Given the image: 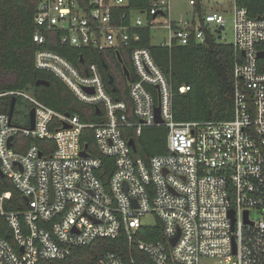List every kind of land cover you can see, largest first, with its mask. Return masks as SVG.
<instances>
[{"label":"built area","instance_id":"2783aa9c","mask_svg":"<svg viewBox=\"0 0 264 264\" xmlns=\"http://www.w3.org/2000/svg\"><path fill=\"white\" fill-rule=\"evenodd\" d=\"M209 1L189 0L193 6L200 3L202 14L174 19L172 0H149L142 12L128 7L129 0H39L33 33L40 46L36 68L61 79L101 118L84 121L27 90L0 93L35 108L34 128L30 117L25 124L0 112V169L27 205L7 210L4 204L12 193L0 195V264L65 259L76 247L100 237L117 238L123 230L156 264H264V15L251 17L235 1L230 11L231 43L238 53L231 119L177 121L168 74L150 48L137 45L143 30L150 29L153 37L161 28L168 37L160 44L170 48L204 43L208 36L229 43L221 35L226 15L207 9ZM53 33L63 44L111 52L123 63L128 55L131 103L108 90L96 61L85 58L75 65L42 47ZM189 89L182 85L180 92ZM157 125L168 129L165 153L136 154L130 139L136 141L145 127ZM89 130L98 154L88 149ZM17 134L52 140L55 147L51 151L34 142L25 151L16 150ZM102 156L114 159L107 183L97 174ZM147 213L161 222L166 242L137 237L138 229L148 225L142 222ZM93 264H134V259L106 251Z\"/></svg>","mask_w":264,"mask_h":264},{"label":"trees","instance_id":"16d2710c","mask_svg":"<svg viewBox=\"0 0 264 264\" xmlns=\"http://www.w3.org/2000/svg\"><path fill=\"white\" fill-rule=\"evenodd\" d=\"M239 6L248 9L251 17L264 15V0H235ZM39 0H0V93L11 90H27L32 92L40 101L59 111L78 113L84 121H97L101 116L92 107L78 100L69 87L54 74L37 69L35 66V51L40 47L33 40L35 31L34 13ZM149 0H129L130 8L145 11ZM127 7V8H128ZM195 11L202 14L200 3L194 6ZM152 31H142L143 37L138 46L150 48L158 64L168 74L175 91L173 113L179 122L226 120L233 116L234 99V66L238 53L234 45L217 41L208 36L204 43L192 41L188 45H162L154 43ZM46 47L64 55L75 65H79L80 54L86 60L96 61L101 68L108 90L119 99L131 103L128 92L127 75L119 64L118 59L111 53H102L108 64L103 65L100 52H88L60 42L58 33L48 35ZM126 54V53H125ZM125 64L133 70L130 57L127 55ZM119 65V66H118ZM114 76V84L109 83V76ZM40 78L50 81L49 85H37ZM115 84L118 86L114 90ZM182 85L190 89L180 92ZM20 97L17 99L14 118L19 104H24ZM29 105V104H28ZM11 97L0 96V112L9 113ZM29 108V107H28ZM22 111V110H20ZM168 129L164 125L145 127L141 136H134L137 143L136 154L148 158L166 151ZM88 149L95 154V139L89 130L87 133ZM37 143L42 148L49 145L52 151L55 143L52 140L33 138L17 134L13 147L25 151L30 144ZM103 168L97 172L103 182L107 183L112 172L114 159L102 156ZM11 191V200L4 204L7 210L26 208L21 192L9 177L0 175V195ZM137 237L144 241L166 242L160 221L141 226ZM106 251H114L134 264H156L138 244L129 242L123 230L117 238L100 237L91 244L76 247L73 253L65 259L40 260L36 264H93ZM173 264V263H171Z\"/></svg>","mask_w":264,"mask_h":264},{"label":"rangeland","instance_id":"374dc122","mask_svg":"<svg viewBox=\"0 0 264 264\" xmlns=\"http://www.w3.org/2000/svg\"><path fill=\"white\" fill-rule=\"evenodd\" d=\"M235 0H210L207 9L220 11L225 13L226 15V26L222 30V37L224 40L228 42H233V22L231 20L230 11L234 4ZM194 6L189 3V0H172V16L174 19H185L190 18L194 14ZM135 15L139 13L137 11L134 12ZM168 37L167 29H156L153 31L152 41L154 43H160L164 38ZM32 93V92H31ZM33 94V93H32ZM29 107V108H28ZM22 110V111H20ZM29 111L30 106L28 103L19 104L16 111V119L23 123H28L29 120ZM142 222L144 224H154L156 222V218L154 214L147 213L142 217Z\"/></svg>","mask_w":264,"mask_h":264},{"label":"water","instance_id":"95a60500","mask_svg":"<svg viewBox=\"0 0 264 264\" xmlns=\"http://www.w3.org/2000/svg\"><path fill=\"white\" fill-rule=\"evenodd\" d=\"M263 18H264V16H262ZM261 55V54H260ZM119 61H121L122 63H123V58L121 57V56H119ZM79 62L80 63H85V57H84V55L81 53L80 54V58H79ZM103 65L105 66V67H107V63L105 62V61H103ZM123 69H124V71H125V73L127 74V76H129V71H128V68L126 67V65L123 63ZM114 76L113 75H110L109 76V83L110 84H114ZM36 84L37 85H49L50 84V81L49 80H47V79H43V78H40V79H38L37 81H36ZM90 92H93V90L92 89H88ZM114 90H116V87H114ZM17 97L16 96H12L11 97V107H10V111H9V115H10V118L12 119V117H13V115H14V111H15V107H16V103H17ZM156 111H157V120L158 121H162V119H161V117H160V115H159V111H160V108L159 107H157L156 108ZM29 117H30V127L31 128H34V126H35V108H31L30 109V111H29ZM12 138L13 137H10V139H9V146H11L12 145ZM129 143L132 145V147H133V149H134V151H136L137 150V144H136V141L132 138V139H130V141H129ZM82 154L83 155H87V152L86 151H82ZM0 175L1 176H5V174L3 173V171L0 169ZM25 198V200L28 202L29 201V199H28V197L27 196H25L24 197ZM178 237H179V234L176 236V237H174V238H172V243L174 244L176 241H177V239H178Z\"/></svg>","mask_w":264,"mask_h":264},{"label":"flooded vegetation","instance_id":"af4514ba","mask_svg":"<svg viewBox=\"0 0 264 264\" xmlns=\"http://www.w3.org/2000/svg\"><path fill=\"white\" fill-rule=\"evenodd\" d=\"M102 56H103V58H105V56H104V54H102ZM119 64H121V66L123 67V64H122V62L121 61H119ZM124 64H125V60H124ZM126 65V64H125ZM107 66H108V64H107ZM119 66V65H118ZM126 67L128 68V71H129V74L132 72V69H130L127 65H126ZM127 75V74H126ZM115 83V82H114ZM115 87H116V89L118 88V86L115 84Z\"/></svg>","mask_w":264,"mask_h":264},{"label":"crops","instance_id":"0c3cea01","mask_svg":"<svg viewBox=\"0 0 264 264\" xmlns=\"http://www.w3.org/2000/svg\"><path fill=\"white\" fill-rule=\"evenodd\" d=\"M194 10H195V7H194Z\"/></svg>","mask_w":264,"mask_h":264}]
</instances>
